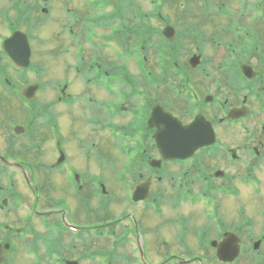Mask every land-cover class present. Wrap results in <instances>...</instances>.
I'll use <instances>...</instances> for the list:
<instances>
[{
	"label": "flooded vegetation",
	"instance_id": "flooded-vegetation-1",
	"mask_svg": "<svg viewBox=\"0 0 264 264\" xmlns=\"http://www.w3.org/2000/svg\"><path fill=\"white\" fill-rule=\"evenodd\" d=\"M201 1L0 0V264H264V0Z\"/></svg>",
	"mask_w": 264,
	"mask_h": 264
},
{
	"label": "rangeland",
	"instance_id": "rangeland-1",
	"mask_svg": "<svg viewBox=\"0 0 264 264\" xmlns=\"http://www.w3.org/2000/svg\"><path fill=\"white\" fill-rule=\"evenodd\" d=\"M170 1V3L173 5V4H178V5H182V3H184L185 0H168ZM240 2V0H232L231 4L233 5H236ZM189 4H193V5H202V1L201 0H190V2H188ZM174 6V5H173ZM93 7H94V4H93ZM105 8H97L96 11H95V14L96 15H100L101 16H104L103 12H104ZM254 15H258V13H254ZM94 16V14H93ZM142 19L145 20V21H150V18H147L145 17V13H142ZM142 21V20H141ZM108 23L107 22H104V21H101L97 24H94L93 22H90L89 20H87V23L84 22V27L86 29V31L88 32V28L90 29V33H89V36L91 38L93 37H96V38H100L101 35L100 34H95L94 32V29L95 28H98L100 26V28L104 27V25H107ZM85 34V33H84ZM129 64V62H128ZM77 93L74 92V95H76ZM86 97L84 96L82 98V101L81 103H85L86 102ZM82 109H77V108H69V107H66V106H62L61 109H60V112L61 114L59 115V120H60V123L62 124V126H64L65 130H66V134H64V136H66L68 133H69V130H70V127H71V123L69 121L73 120V123H75L76 121V118H81V119H85L84 117V113L81 111ZM57 112V111H56ZM75 120V121H74ZM79 128H78V126ZM76 125L75 129L80 131V127L83 129L81 131L82 133V137H86L87 138V134L85 133V130L88 129V127L84 124V122H78V124ZM74 126V124H73ZM99 139L97 140V143H98V147H91L92 149V152L90 155H92V160H93V167L95 166H103L105 167L106 171H105V174L107 173L108 174V177L110 176H114L113 174L115 173L113 171V169L115 170L118 165V168H124L123 165L125 166L126 163H127V158L124 157L123 155H121V153L119 152L118 154V151H115L114 149L111 150V151H106L104 150V148L106 149V147L104 145H106V143H111L109 140L110 139H107L106 136H104L102 133L99 134ZM91 140L95 141V139L93 137H91ZM90 140V141H91ZM108 140V142H107ZM89 141V140H88ZM113 142V141H112ZM111 144H115L114 143H111ZM101 146H103L104 148H101ZM110 146V145H109ZM51 148V142L50 141H47L45 143V149L46 150H50ZM104 151V153L102 152ZM75 159L77 161H79L80 159H77L75 157ZM112 168H111V167ZM95 174H99V171L97 169V171L95 172ZM115 177V176H114ZM115 180L114 179V184L113 183H110L109 185V191H111L112 193H116L118 196H121L119 193H118V186L115 184ZM54 186H56V184H54ZM162 190H158V193H160ZM112 193H110V195H112ZM254 209V208H253ZM253 213H254V210H253Z\"/></svg>",
	"mask_w": 264,
	"mask_h": 264
},
{
	"label": "water",
	"instance_id": "water-1",
	"mask_svg": "<svg viewBox=\"0 0 264 264\" xmlns=\"http://www.w3.org/2000/svg\"><path fill=\"white\" fill-rule=\"evenodd\" d=\"M197 122L198 120H196L194 124L188 126L186 129L187 133L179 138V140L184 143L183 146L177 147V143L175 144L172 141H169L166 144V149L168 151L179 150V154L165 155V159H186L191 157L195 150L214 143L213 133L211 137H208V135H205V133L202 136L200 125Z\"/></svg>",
	"mask_w": 264,
	"mask_h": 264
}]
</instances>
